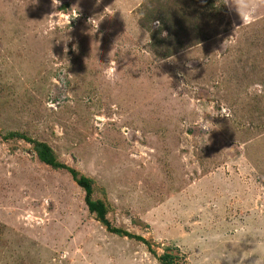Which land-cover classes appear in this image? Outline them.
<instances>
[{
    "label": "rangeland",
    "instance_id": "rangeland-1",
    "mask_svg": "<svg viewBox=\"0 0 264 264\" xmlns=\"http://www.w3.org/2000/svg\"><path fill=\"white\" fill-rule=\"evenodd\" d=\"M143 1L0 0V264H264V0Z\"/></svg>",
    "mask_w": 264,
    "mask_h": 264
},
{
    "label": "trees",
    "instance_id": "trees-1",
    "mask_svg": "<svg viewBox=\"0 0 264 264\" xmlns=\"http://www.w3.org/2000/svg\"><path fill=\"white\" fill-rule=\"evenodd\" d=\"M148 0H144L143 3H142V8L145 6H143V4L147 3ZM196 1H199V0H196ZM208 1V0H207ZM215 1V0H214ZM219 1V7H221L222 9H225V4H224V1L223 0H218ZM194 2V1H192ZM159 6L156 7L157 11H155L156 9H152L149 7V4L146 6V8H144V11L147 10V13L145 15V13L139 18L138 22L141 24V26H143L144 28L150 30L151 28V25L153 22L155 21H158V23H160V28L158 29V32L161 30V27H166L165 30L168 29V26L165 24H163V19H164V16L163 14L161 13V9L158 8ZM193 11H196V9H193ZM195 29L198 28V26L196 25V27H194ZM163 31V30H162ZM151 32V30H150ZM152 36H153V33H152ZM207 40V39H206ZM203 41V40H202ZM198 43H201L198 42ZM196 42V44H198ZM184 46L180 45L178 47L175 48V52H179L181 51V49L183 48ZM183 50V49H182ZM174 52V53H175ZM35 149L37 150L38 152V156L40 158V160L46 164H50L52 166H57L56 165V161L53 157V154H52V151L51 149L49 148V146L46 144V143H41V142H38L35 144ZM70 172L72 174V177L73 179L75 180V182L81 186L84 191H85V202L89 208V210L91 212H95L99 217V219H103L104 218V213H105V208H104V205L102 204L101 201H98V200H93L91 198V195H92V179L89 178V177H86L84 175H80L78 173L77 170L75 169H70ZM114 230V232L116 233H122L119 229H112ZM127 235V233H126ZM170 255L169 254H164L161 258H169Z\"/></svg>",
    "mask_w": 264,
    "mask_h": 264
},
{
    "label": "clouds",
    "instance_id": "clouds-1",
    "mask_svg": "<svg viewBox=\"0 0 264 264\" xmlns=\"http://www.w3.org/2000/svg\"><path fill=\"white\" fill-rule=\"evenodd\" d=\"M236 8L239 9L240 11H243L245 14L252 16L254 15V8H252L251 6H249L246 3V0H243V2H241L240 4L236 5ZM204 130H207V128H205Z\"/></svg>",
    "mask_w": 264,
    "mask_h": 264
}]
</instances>
